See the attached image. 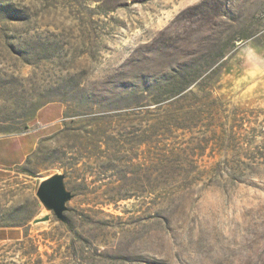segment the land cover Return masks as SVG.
<instances>
[{
	"label": "rangeland",
	"instance_id": "374dc122",
	"mask_svg": "<svg viewBox=\"0 0 264 264\" xmlns=\"http://www.w3.org/2000/svg\"><path fill=\"white\" fill-rule=\"evenodd\" d=\"M12 163L73 198L0 264H264V0H0Z\"/></svg>",
	"mask_w": 264,
	"mask_h": 264
},
{
	"label": "crops",
	"instance_id": "0c3cea01",
	"mask_svg": "<svg viewBox=\"0 0 264 264\" xmlns=\"http://www.w3.org/2000/svg\"><path fill=\"white\" fill-rule=\"evenodd\" d=\"M16 167H19L18 163L0 164V201L3 204L0 208V243L22 240L28 228L26 219L33 221L42 212L35 196L41 180ZM27 202L32 206L29 216L24 209Z\"/></svg>",
	"mask_w": 264,
	"mask_h": 264
},
{
	"label": "water",
	"instance_id": "95a60500",
	"mask_svg": "<svg viewBox=\"0 0 264 264\" xmlns=\"http://www.w3.org/2000/svg\"><path fill=\"white\" fill-rule=\"evenodd\" d=\"M35 196L43 208V215L35 218L32 221L33 225L47 222L51 216L62 223H67L65 216L68 211L67 203L73 198V194L67 189L63 174L57 173L42 180L36 189Z\"/></svg>",
	"mask_w": 264,
	"mask_h": 264
},
{
	"label": "bare ground",
	"instance_id": "6f19581e",
	"mask_svg": "<svg viewBox=\"0 0 264 264\" xmlns=\"http://www.w3.org/2000/svg\"><path fill=\"white\" fill-rule=\"evenodd\" d=\"M41 215H43V212L41 213ZM41 215H40V216H41Z\"/></svg>",
	"mask_w": 264,
	"mask_h": 264
}]
</instances>
